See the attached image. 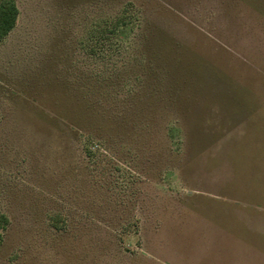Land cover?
Returning <instances> with one entry per match:
<instances>
[{
    "label": "rangeland",
    "instance_id": "1",
    "mask_svg": "<svg viewBox=\"0 0 264 264\" xmlns=\"http://www.w3.org/2000/svg\"><path fill=\"white\" fill-rule=\"evenodd\" d=\"M15 1L0 264H264V0Z\"/></svg>",
    "mask_w": 264,
    "mask_h": 264
},
{
    "label": "trees",
    "instance_id": "2",
    "mask_svg": "<svg viewBox=\"0 0 264 264\" xmlns=\"http://www.w3.org/2000/svg\"><path fill=\"white\" fill-rule=\"evenodd\" d=\"M19 8L15 0H0V40L4 39L16 26ZM9 224V218L0 214V240L2 230Z\"/></svg>",
    "mask_w": 264,
    "mask_h": 264
}]
</instances>
